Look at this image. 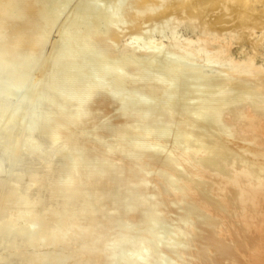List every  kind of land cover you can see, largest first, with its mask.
Instances as JSON below:
<instances>
[{"label":"bare ground","instance_id":"1","mask_svg":"<svg viewBox=\"0 0 264 264\" xmlns=\"http://www.w3.org/2000/svg\"><path fill=\"white\" fill-rule=\"evenodd\" d=\"M14 1L0 0V22L5 20L1 25L12 33L13 45L19 46L25 42L24 30H34L45 17L44 3L16 0L14 8ZM127 1L122 25L115 24L106 33L94 27L87 35L106 55L123 57L122 66L135 72L138 62L146 55L152 59L154 52L136 54L126 46L115 50L113 43L119 42L125 29L137 34L145 21L166 18L184 21L195 32L182 46L220 61L221 67L216 75H197V86L185 82V77L169 83L158 78L145 81L138 87L160 97L147 113L136 107L114 113L116 106L107 91L91 84L85 93L91 101L82 110L84 117L59 132L99 163L82 165L69 183L73 196L85 189L92 196L85 199L86 208L76 219L70 218L75 212L67 214L65 224L76 236L73 241L58 234L45 242L62 243L61 255L53 258L56 252H51L50 264L62 260L115 264L106 244L117 238L116 220L145 225L151 208L167 214L172 205L179 206V246L169 250L175 254L168 264H264V21L256 0ZM236 7L243 14L237 11L232 25L224 19L230 13H209ZM12 12L21 21L7 20ZM87 13L81 7L74 16ZM257 29H263L260 35ZM246 39L253 41L251 50L245 47ZM35 40L31 39L29 51L34 50ZM236 44L238 56L232 50ZM178 69L173 66L171 73ZM176 94L178 98L172 99ZM140 120L147 124L139 126ZM130 136L138 139L130 141ZM121 138L125 139L118 141ZM60 190L57 181L48 194ZM119 193L130 194L127 203L120 204ZM147 235L143 231L142 236Z\"/></svg>","mask_w":264,"mask_h":264},{"label":"rangeland","instance_id":"2","mask_svg":"<svg viewBox=\"0 0 264 264\" xmlns=\"http://www.w3.org/2000/svg\"><path fill=\"white\" fill-rule=\"evenodd\" d=\"M263 1L254 3L260 9L262 21ZM14 2L16 8L17 1ZM127 2L43 0L45 17L40 18L34 30H24L25 42L19 46L13 45L12 33L1 25L5 20L0 22V264H50L51 252H56L52 256L58 258L62 243L45 242L58 234L65 241L76 238L65 224L67 214L75 212L70 218L76 219L79 211L86 208L85 199L92 195L85 189L73 196L69 183L75 181L76 170L82 165L97 167L99 163L59 130L84 117L82 110L91 101L85 93L91 84L97 83L102 91H107L116 106L114 113L135 107L147 113L160 97L138 87L145 81L158 78L169 83L185 77V82L197 86V75L213 76L219 72L220 61L182 46L195 32L184 21L176 23L166 18L145 21L137 34L125 29L119 42L113 43L115 50L126 46L133 47L136 54L144 50L154 52L152 59L146 55L145 60L138 62L135 72L122 66L123 57L106 55L103 47L88 40L87 35L94 27L106 33L116 28L115 24L122 25L120 19ZM81 7L89 13L74 16ZM236 9L216 8L209 13H230L224 19L228 21L226 25H232L239 8ZM13 13L6 19L21 21ZM262 30L257 29L256 34L260 35ZM32 38L36 39L35 48L29 51ZM244 41L246 49L251 50L253 41ZM238 47L236 44L232 49L236 56ZM175 65L181 69L172 74ZM188 71L193 73L192 78L186 75ZM177 98L178 94L172 97ZM145 124L140 120L139 126ZM126 128L134 130L131 126ZM131 137L130 141L138 139ZM57 181L61 190L48 194ZM119 196L120 204H125L130 194ZM120 204H116L117 209H121ZM158 210L154 207L148 211L151 218L145 225L125 218L116 220L117 238L111 245L106 244L115 264L170 263L175 252L169 250L179 246V206L172 205L167 214ZM46 214L47 217H41ZM143 231H148L146 237L142 236Z\"/></svg>","mask_w":264,"mask_h":264}]
</instances>
